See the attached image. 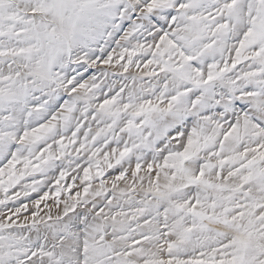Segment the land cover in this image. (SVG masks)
I'll use <instances>...</instances> for the list:
<instances>
[{"label":"snow or ice","instance_id":"snow-or-ice-1","mask_svg":"<svg viewBox=\"0 0 264 264\" xmlns=\"http://www.w3.org/2000/svg\"><path fill=\"white\" fill-rule=\"evenodd\" d=\"M0 264H264V0H0Z\"/></svg>","mask_w":264,"mask_h":264}]
</instances>
